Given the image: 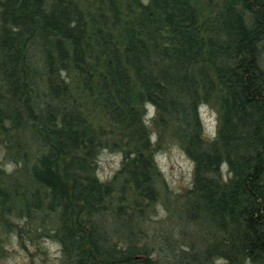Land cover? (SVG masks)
Returning a JSON list of instances; mask_svg holds the SVG:
<instances>
[{
	"label": "trees",
	"instance_id": "obj_1",
	"mask_svg": "<svg viewBox=\"0 0 264 264\" xmlns=\"http://www.w3.org/2000/svg\"><path fill=\"white\" fill-rule=\"evenodd\" d=\"M211 99L206 142L198 107ZM145 104L173 120L195 163L180 240L160 234L169 264H264V0H0V145L16 166L0 169L1 257L13 216L20 241L25 228L52 239L64 264L163 263L128 231L144 216H121L123 194L96 176L100 148L132 141L121 191L158 199L161 138L153 148ZM200 207L212 236L189 230Z\"/></svg>",
	"mask_w": 264,
	"mask_h": 264
},
{
	"label": "rangeland",
	"instance_id": "obj_2",
	"mask_svg": "<svg viewBox=\"0 0 264 264\" xmlns=\"http://www.w3.org/2000/svg\"><path fill=\"white\" fill-rule=\"evenodd\" d=\"M217 105V101L211 99L208 105L202 104L198 107V116L201 122L200 136L206 142H213L217 137L219 125ZM89 106V121L92 124L104 126L109 140L114 138L115 127H112L110 123L111 126L107 124V120L96 108V105L89 104ZM144 121L147 124L152 147L156 138L158 136L161 138L160 146L155 148L152 158L154 169L160 173L163 179V184L161 181L160 186L156 185L158 199L154 202H147L137 198L130 189L121 191L123 182L120 181V178L118 179V172L128 166L133 159L132 141H124L121 151L110 145L100 148L96 157V176L102 183L115 182L113 188L116 191L120 190L119 192L123 194L121 216H144L135 218L132 228L128 231H131L135 236L138 235V230L143 231L145 233L143 244L153 248L154 252L160 253L159 258L164 259L162 264H169L167 250L161 249L165 243L160 238V234L173 232V244L174 237L180 240L177 218L184 216L183 211L180 210L186 203L189 204L186 197L194 195L192 192L195 163L186 153V146L179 133L174 129V122L171 118L156 113L152 106L145 104ZM0 169H4L8 174H12L16 170V166L6 158V151L2 145H0ZM226 170V165L223 164L220 174L224 179L229 177ZM195 211L192 216L198 217L195 218L196 223L190 225L189 230L197 232V229L203 228L209 232L210 236L215 234L208 219L205 221L206 217H202L207 216L202 212V208H197ZM186 215L190 216V212L188 211ZM0 216L4 215L0 214ZM35 216H51V214L35 213ZM4 220L7 227L2 234L4 251H2V257L0 256V264H64L60 247L52 239H36L29 233L32 229L25 228L23 239L20 241L17 229L25 224L24 220L13 216H5ZM153 236L157 238H152ZM154 258H158V256L154 255ZM213 264L227 263L221 259H215Z\"/></svg>",
	"mask_w": 264,
	"mask_h": 264
}]
</instances>
